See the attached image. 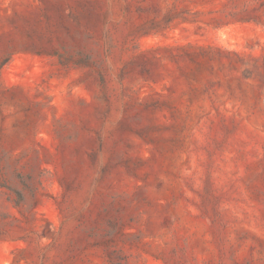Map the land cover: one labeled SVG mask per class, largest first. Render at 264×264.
<instances>
[{
    "label": "rangeland",
    "instance_id": "obj_1",
    "mask_svg": "<svg viewBox=\"0 0 264 264\" xmlns=\"http://www.w3.org/2000/svg\"><path fill=\"white\" fill-rule=\"evenodd\" d=\"M0 264H264V0H0Z\"/></svg>",
    "mask_w": 264,
    "mask_h": 264
}]
</instances>
